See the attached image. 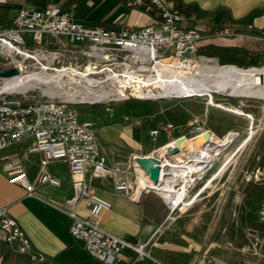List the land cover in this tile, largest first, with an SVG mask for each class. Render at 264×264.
I'll list each match as a JSON object with an SVG mask.
<instances>
[{
	"label": "built area",
	"instance_id": "built-area-1",
	"mask_svg": "<svg viewBox=\"0 0 264 264\" xmlns=\"http://www.w3.org/2000/svg\"><path fill=\"white\" fill-rule=\"evenodd\" d=\"M124 1L151 13L153 19L141 25L127 24L119 30H111L85 25L75 19L70 10L46 5L30 9L20 7L10 25L0 28V67L16 69L15 74L0 76V150L22 138H29L21 155L37 154L36 182L40 184L58 185L57 177L48 171L47 164L52 161L65 164L72 189L66 202L72 205L81 198L85 207L84 214L67 212L69 233L82 242L89 255L104 264L119 262L124 248L132 250L136 256H147L144 247L147 240L130 242L99 225V214L109 208V202L91 189L84 179V172L88 171L91 177L108 178L115 192L136 201L135 185L131 184L138 174V166L132 159L133 154L126 164L107 163L97 149L89 118L79 119L76 109L63 103L31 98L28 87H2L1 78H14L29 71L53 75L62 68L75 80L76 86L89 87L95 92L106 87L120 96L118 88L128 91V72L135 74L132 79L138 83H146V78L156 70L169 69L166 60L193 58L201 31L180 27L178 21L182 16L166 7L162 0ZM186 47L192 54L179 55ZM262 59L264 63V51ZM162 127L168 130L172 124L167 122ZM191 129L198 133L204 128L201 123H195ZM156 133V128L147 131L150 139H154ZM205 145L203 143V147ZM162 147L158 148L157 155H153L159 163L158 176L164 174L170 162H181L180 156L166 154ZM6 158V155L0 156V169L6 180L18 181L25 193L32 195L33 184L18 159L8 161ZM257 220L264 226V198L257 207ZM0 231L14 251L26 253L33 262L43 261V255L31 248L28 238L3 206H0ZM247 237L254 245L258 240L256 229L247 228Z\"/></svg>",
	"mask_w": 264,
	"mask_h": 264
},
{
	"label": "crops",
	"instance_id": "crops-1",
	"mask_svg": "<svg viewBox=\"0 0 264 264\" xmlns=\"http://www.w3.org/2000/svg\"><path fill=\"white\" fill-rule=\"evenodd\" d=\"M162 2L182 16L178 21L180 27H193L201 31L202 36L197 42L196 51L203 46L209 58L237 66H247L262 59L264 0H162ZM46 5H58L64 10H70L73 17L85 25H98L111 30H119L127 24L141 25L153 19L151 13L129 6L124 0H0V28L10 25L12 17L20 7L30 9ZM162 123L167 122L159 120V124ZM151 128L157 129L152 139L153 143H144L142 139L144 136L149 138L147 130ZM127 132L130 140L141 148L140 153L131 154L138 155H157L158 148L174 135V131L153 124L136 131L129 127ZM26 140L29 142V138H22L0 150V156L6 155L8 161L18 159L27 178L33 184L32 195L26 194L18 181L8 182L0 169V206L5 207L6 212L14 218L28 238L31 248L41 253L44 259L42 262H33L26 253L14 251L4 241L0 231V264H104L89 255L82 242L69 233L70 217L67 212L72 210L84 214L85 207L81 198L72 205L66 202L72 195V189L65 164L61 161L47 164L48 171L57 177L58 185L36 182L37 154L31 152L26 157L21 155L28 145L25 143ZM227 145L223 144L222 148ZM246 145L251 147V155L261 158L264 165V143ZM96 146L101 152V147L97 144ZM237 146L217 162V169H221V164ZM218 154L206 169L214 164ZM119 156L122 159L114 163H128V157H123L122 154ZM105 160L111 164L107 156ZM54 162L62 164L63 171L60 174L50 169ZM222 170L223 168L219 173ZM261 172H264V166L263 168L261 166ZM215 176H218V173ZM84 179L97 195L109 202V208L103 210L98 217V223L103 229L130 242L147 240L144 246L147 256H136L132 250L124 248L120 253V261L115 264H224L225 258L229 264H234V260H237L238 264L233 242H229L232 246L225 249L222 237L218 235L210 237L206 230L202 231L208 220L206 215L186 214V211H192L191 208L196 207L195 205H189L187 207L189 209H185L181 216L171 215L168 219V208L164 205L162 197L154 191L135 188V201L115 192L107 178L91 177L88 171H85ZM106 182L109 185H106ZM141 184L146 187V184ZM241 206L250 210V205L235 204L228 205L227 210L237 211L242 208ZM201 207L199 211L206 212L207 206L205 209ZM209 207L211 212L215 213L213 216L215 219H211L212 221L219 222L218 219H223L221 214L225 210L223 204L217 202ZM195 224H200L199 229Z\"/></svg>",
	"mask_w": 264,
	"mask_h": 264
},
{
	"label": "rangeland",
	"instance_id": "rangeland-1",
	"mask_svg": "<svg viewBox=\"0 0 264 264\" xmlns=\"http://www.w3.org/2000/svg\"><path fill=\"white\" fill-rule=\"evenodd\" d=\"M193 58L208 64L235 65L228 62H216L209 58L203 46L197 48ZM263 65V59H260L247 66H235L246 69ZM183 70L185 74L195 76L192 70L186 71L185 68ZM224 71L229 72V66H225ZM37 84L36 87H28L31 98L50 99L63 103L75 108L79 119L91 120L95 143L101 147V152L107 156L111 164L122 159L120 154L128 157L130 161L131 153L141 152V148L129 138L127 132L129 127L136 131L146 128L149 124L163 126L164 123L159 124V120L173 124L169 129L171 132L174 131L173 137L185 135L186 139L190 138L189 135L196 133L191 129L192 125L201 123L203 128H207L212 134V137L205 142L207 149L219 142L228 144L219 152L217 160L207 169L206 174L194 180L189 196L179 203L172 215L181 216L185 213V209H189L187 208L189 205H195L196 207H192V211H186V214L206 215L208 220L205 227H202V231L206 230V234L210 237L217 235L222 237L225 249L232 246L229 242H233L238 264H264V226L257 220V207L264 198V172H261V166L263 168L264 165L261 158L251 155V147L246 145V143H264V94L261 95L263 89L257 88L258 96L247 97L229 95L227 89H218L212 92V97L190 95L158 99L128 98L82 102L81 94L86 90L83 86L77 84L73 91L75 101H70L63 96L62 92L57 94L54 91H48L43 84ZM60 86L63 89L69 87L66 82L61 83ZM142 134L145 135V132ZM142 140L144 143H153L147 136H144ZM24 142L21 141V143ZM25 143H28V140ZM236 146L233 153L228 155L221 164L220 168L223 170L219 173L221 169L216 168L217 162ZM238 149L241 150L238 151ZM50 169L56 174L63 171L60 162L52 163ZM127 170L130 171L129 168ZM136 170L138 176L143 174L141 169ZM217 173L218 176H215ZM144 184L146 187L153 186L150 179H146ZM106 185L109 183L106 182ZM217 202L223 204L225 210L221 213L223 219L214 222L211 219H215L213 218L215 213L211 212L209 206ZM233 204L250 205V210L244 206L237 211L227 210L228 205ZM200 206H202L201 209L207 206L206 212H200ZM199 226L200 224H195L197 229ZM247 228H255L257 231L258 240L254 245L247 237ZM224 260L226 262L224 264H227L228 260L226 258ZM236 263L237 260H234V264Z\"/></svg>",
	"mask_w": 264,
	"mask_h": 264
},
{
	"label": "bare ground",
	"instance_id": "bare-ground-1",
	"mask_svg": "<svg viewBox=\"0 0 264 264\" xmlns=\"http://www.w3.org/2000/svg\"><path fill=\"white\" fill-rule=\"evenodd\" d=\"M197 60L194 58L187 61H181L175 58L166 60L169 69L156 70L146 78V83L150 85V89L147 93H143L141 99L171 98L190 95L212 97V92H216L218 89H227V94L229 95L247 97L258 96L257 88H261L263 89L261 95L264 94V65L243 69L235 65L220 66ZM225 66H229V72L224 71ZM68 68L75 69L73 66H68ZM183 68L186 71L187 69L189 71L192 70L195 76L185 74ZM163 70L164 72L162 73ZM128 74L131 78L135 76L133 72H128ZM258 74H260L259 79L257 77ZM1 80L3 82L2 87L17 89L35 86L37 83H40L48 91H54L57 94L62 92L65 98L70 101H75L73 91L77 87L76 82L70 74L62 71V68L53 75L46 74L44 71H29L18 77H3ZM63 82L69 85L67 89L61 88L60 84ZM70 89L73 90L71 91ZM81 97L83 98L82 102L122 99L121 96L115 95V90L100 88L99 92H95L91 91L89 87L81 94ZM184 137L187 136L180 135L172 137V142L179 148L172 155L175 157L180 156L181 162H170L166 166L164 174L159 175L157 182L153 183L154 187L151 185L145 187L141 184L145 183L146 179H149L144 173L139 176L135 175L133 180L136 190H151L162 197L164 205L171 209V214L168 215V219H170L173 210L188 195L191 184H194V178L198 177L204 170L198 178H201L206 173V168L218 152L222 150V144H225L219 142L212 146L210 145L211 147L208 149L206 148L207 144L203 147V143L212 137V134L207 128H204L201 132L189 135V139ZM136 169L140 168L136 167Z\"/></svg>",
	"mask_w": 264,
	"mask_h": 264
},
{
	"label": "water",
	"instance_id": "water-1",
	"mask_svg": "<svg viewBox=\"0 0 264 264\" xmlns=\"http://www.w3.org/2000/svg\"><path fill=\"white\" fill-rule=\"evenodd\" d=\"M179 55L189 56L192 54L190 48L186 47L182 51L178 53ZM166 69V68H164ZM16 73V69L12 66L1 68L0 67V76H10ZM258 79L260 78V74L257 75ZM128 88L127 92H124L122 89L118 88L117 93L120 94L122 99L135 98L141 99L143 97V93H147L150 89V85L147 83H138L136 80L128 77L127 78ZM163 151L166 154H173L177 152L178 147L172 141H169L163 145ZM133 161L137 164V166L143 171V173L150 179L151 182H157L159 163L158 159L153 155H132ZM171 214V210L167 212V215Z\"/></svg>",
	"mask_w": 264,
	"mask_h": 264
}]
</instances>
